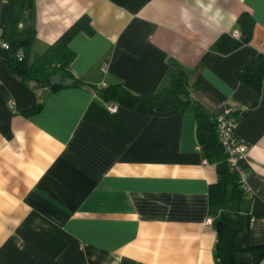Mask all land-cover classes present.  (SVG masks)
<instances>
[{
	"label": "crops",
	"instance_id": "obj_1",
	"mask_svg": "<svg viewBox=\"0 0 264 264\" xmlns=\"http://www.w3.org/2000/svg\"><path fill=\"white\" fill-rule=\"evenodd\" d=\"M6 7L0 0V32ZM242 11L255 20L251 40L217 52ZM82 15L93 34L71 40L76 56L56 91L13 75L0 38V264H218L221 209L209 204L217 174L198 147L194 113L110 110L91 87L155 93L172 62L200 81L192 96L210 114L230 107L236 116L248 241L264 246V85L258 93L238 77L264 53V0H34L30 60ZM72 76L83 84L71 86Z\"/></svg>",
	"mask_w": 264,
	"mask_h": 264
},
{
	"label": "trees",
	"instance_id": "obj_2",
	"mask_svg": "<svg viewBox=\"0 0 264 264\" xmlns=\"http://www.w3.org/2000/svg\"><path fill=\"white\" fill-rule=\"evenodd\" d=\"M34 0H7L0 32L2 42L8 45L5 57L9 71L26 84H33L49 91L64 85H51L50 78L62 74L74 60L76 53L70 47L71 40L80 32L93 34L90 17L82 15L72 23L48 49L30 60V48L35 39L31 24ZM22 19L27 20L19 28ZM255 20L248 11L237 17L238 38L221 34L213 44L214 50L226 54L248 43L253 35ZM170 81L158 92L135 94L121 83L103 87L92 85V89L105 103L124 104L142 113L167 115L174 112L192 111L195 116L196 140L207 161L216 168L217 180L209 186V204L221 209L214 224L216 242L214 252L218 264H260L264 259V246L251 245L248 241L250 227L249 200L238 181L236 172L230 170L227 154L219 140L217 121L202 104L192 96L200 87V81H189L188 72L174 62L170 66ZM239 80L261 92L264 85V53H258L238 74ZM71 86L83 82L72 76ZM41 108L35 103L24 113L30 114ZM232 115L235 117L234 113ZM246 167V164H243ZM247 168V167H246Z\"/></svg>",
	"mask_w": 264,
	"mask_h": 264
},
{
	"label": "built area",
	"instance_id": "obj_3",
	"mask_svg": "<svg viewBox=\"0 0 264 264\" xmlns=\"http://www.w3.org/2000/svg\"><path fill=\"white\" fill-rule=\"evenodd\" d=\"M233 36L238 38L240 36V32H234ZM2 45L5 48L8 47V45L4 42ZM108 104L110 110H114L116 108L115 103L110 102ZM215 117L217 121L218 137L227 154L230 170L237 173L240 186L246 194H249L250 188L246 181L248 172L247 168L243 166L245 163L246 146L240 143L233 135L232 130L235 117L232 115V109L230 107H226L221 113L215 114ZM198 147L200 146L198 145Z\"/></svg>",
	"mask_w": 264,
	"mask_h": 264
},
{
	"label": "water",
	"instance_id": "obj_4",
	"mask_svg": "<svg viewBox=\"0 0 264 264\" xmlns=\"http://www.w3.org/2000/svg\"><path fill=\"white\" fill-rule=\"evenodd\" d=\"M61 82V76L60 74H56L50 78L51 85H57Z\"/></svg>",
	"mask_w": 264,
	"mask_h": 264
},
{
	"label": "rangeland",
	"instance_id": "obj_5",
	"mask_svg": "<svg viewBox=\"0 0 264 264\" xmlns=\"http://www.w3.org/2000/svg\"><path fill=\"white\" fill-rule=\"evenodd\" d=\"M65 79V78H64Z\"/></svg>",
	"mask_w": 264,
	"mask_h": 264
}]
</instances>
